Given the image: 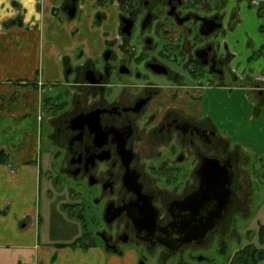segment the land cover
Listing matches in <instances>:
<instances>
[{"label": "flooded vegetation", "instance_id": "flooded-vegetation-1", "mask_svg": "<svg viewBox=\"0 0 264 264\" xmlns=\"http://www.w3.org/2000/svg\"><path fill=\"white\" fill-rule=\"evenodd\" d=\"M90 3L100 40L67 60L63 80L50 85L69 88L66 102L53 104L49 138L58 183L81 199L63 205L81 232L70 246L101 251L103 264H217L209 254L243 215L248 174L219 129L217 104L229 117L231 93L247 91L264 121V38L245 31L253 10L264 32V0ZM83 4L68 0L62 11L73 20ZM210 161L219 164L203 166ZM206 170L232 173L219 215L203 192ZM206 221L211 228L199 238Z\"/></svg>", "mask_w": 264, "mask_h": 264}, {"label": "crops", "instance_id": "crops-1", "mask_svg": "<svg viewBox=\"0 0 264 264\" xmlns=\"http://www.w3.org/2000/svg\"><path fill=\"white\" fill-rule=\"evenodd\" d=\"M67 1L0 3V10L12 13L0 19V264H103L101 251L93 255L70 246L81 235L75 220L76 231L65 241L50 232L59 202L44 200L52 195L41 183L51 173L38 122L44 89L64 78L67 60L92 53L103 30L90 29L97 12L91 0H84L87 10L73 20L62 11ZM109 12L112 22L114 2Z\"/></svg>", "mask_w": 264, "mask_h": 264}, {"label": "rangeland", "instance_id": "rangeland-1", "mask_svg": "<svg viewBox=\"0 0 264 264\" xmlns=\"http://www.w3.org/2000/svg\"><path fill=\"white\" fill-rule=\"evenodd\" d=\"M249 11L246 12V29H244L247 32L251 31L256 36L255 38L258 39L260 37V41H263L264 32H258L257 24L254 23L253 19L255 13L253 10ZM68 90L69 88L64 86L63 83L58 86L48 85L45 87L42 95L44 105L40 109L41 121H38L41 124L42 147L48 152V165L51 168V173H46L45 175L47 182L41 177V183L43 185L48 184L47 192L52 195V197L46 196L44 200L47 198L59 202L58 211H56V208L52 211L50 223L52 222L53 229H50V232L58 238L59 236L65 237L64 241L69 238L70 232L76 231V227L73 219L65 210L66 206L63 205L71 203L72 200L76 203L81 199L70 194L71 185L65 183V180L63 181L59 174L60 182L58 183L56 179V164L54 166L52 164L53 160L50 152L52 145L49 134L55 122L54 120L57 118L56 114L59 113L51 115L55 108L53 104L59 105V103L66 102ZM47 99L48 103H46ZM221 99L222 97L219 95V101ZM251 100L247 91L234 90L230 96L231 111L229 117L225 113V106L217 104L219 117L222 118V121H217L219 129L230 134L229 149L232 151L231 148L233 147L234 149L235 147L236 150H239L236 165L242 167V171L248 172V174L243 175L245 183L240 194L242 201L238 211V213L242 212L243 215L236 217L232 230L224 234L220 242L218 241V243L214 244L216 246L212 248L209 254L217 264L227 263L235 252L243 248L247 243L257 245V231L261 226L264 227V121L262 116L259 120L254 115ZM225 118L230 119V121H224ZM30 124L34 126L32 121H30ZM251 172H255V176ZM67 190L69 194H67ZM91 252L93 255L96 254L95 250H91Z\"/></svg>", "mask_w": 264, "mask_h": 264}, {"label": "water", "instance_id": "water-1", "mask_svg": "<svg viewBox=\"0 0 264 264\" xmlns=\"http://www.w3.org/2000/svg\"><path fill=\"white\" fill-rule=\"evenodd\" d=\"M68 16L70 18H72L74 16V13H68ZM212 163V164H209ZM218 161H214V162H208L206 164H204L203 166L207 167V166H213L216 167L217 166ZM226 165H228V167H230L229 162L225 163ZM217 172L215 170L212 171H207L205 173V176L208 177V179L205 180L204 182V189L203 192L206 194L205 196L209 197L211 202H217L216 204L220 207L215 213V215H219L222 211V209L224 208V205L227 204L230 200L231 197V191H230V184H231V177H232V173L229 174V172ZM220 175H224V177L221 179V177H218ZM209 191V192H207ZM217 217V216H216ZM211 221H206L203 224V227L199 226L196 229L198 230L199 228H202V233L199 235V238H202L205 235L206 230L211 228ZM197 238V237H195ZM193 240V238H192Z\"/></svg>", "mask_w": 264, "mask_h": 264}, {"label": "trees", "instance_id": "trees-1", "mask_svg": "<svg viewBox=\"0 0 264 264\" xmlns=\"http://www.w3.org/2000/svg\"><path fill=\"white\" fill-rule=\"evenodd\" d=\"M48 103V99L46 100ZM0 157V162H1ZM264 227L257 231V245L247 243L235 252L230 264H264Z\"/></svg>", "mask_w": 264, "mask_h": 264}, {"label": "clouds", "instance_id": "clouds-1", "mask_svg": "<svg viewBox=\"0 0 264 264\" xmlns=\"http://www.w3.org/2000/svg\"><path fill=\"white\" fill-rule=\"evenodd\" d=\"M31 2H34V0H31ZM0 3H4V0H0ZM5 15H12L11 12H4L3 10H0V19H3L5 17Z\"/></svg>", "mask_w": 264, "mask_h": 264}]
</instances>
